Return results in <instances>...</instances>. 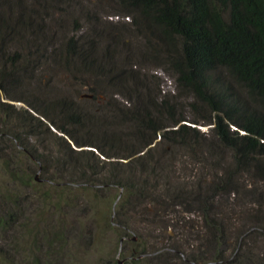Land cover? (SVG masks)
<instances>
[{
	"label": "rangeland",
	"instance_id": "1",
	"mask_svg": "<svg viewBox=\"0 0 264 264\" xmlns=\"http://www.w3.org/2000/svg\"><path fill=\"white\" fill-rule=\"evenodd\" d=\"M125 1L0 0V264H264V155L220 142Z\"/></svg>",
	"mask_w": 264,
	"mask_h": 264
},
{
	"label": "trees",
	"instance_id": "2",
	"mask_svg": "<svg viewBox=\"0 0 264 264\" xmlns=\"http://www.w3.org/2000/svg\"><path fill=\"white\" fill-rule=\"evenodd\" d=\"M125 2L160 28L162 40L174 50L177 87L215 110L213 131L220 142L240 159L264 155V0ZM5 37L8 32L1 38ZM74 50L80 58L86 56L78 48ZM220 70L245 89L257 109L234 98L232 87L222 82ZM49 113L46 109L41 116L48 118ZM185 132L187 127L182 125L171 133ZM0 136L3 138L2 132ZM14 140L20 142L19 136Z\"/></svg>",
	"mask_w": 264,
	"mask_h": 264
},
{
	"label": "water",
	"instance_id": "3",
	"mask_svg": "<svg viewBox=\"0 0 264 264\" xmlns=\"http://www.w3.org/2000/svg\"><path fill=\"white\" fill-rule=\"evenodd\" d=\"M88 98H91V96H88ZM41 170H42V166H41V164L39 163V173H38L37 176H36V180H37V181H40V180L38 179V175L40 174Z\"/></svg>",
	"mask_w": 264,
	"mask_h": 264
}]
</instances>
